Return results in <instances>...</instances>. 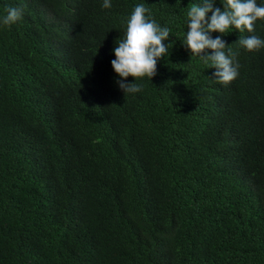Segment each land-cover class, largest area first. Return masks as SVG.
I'll use <instances>...</instances> for the list:
<instances>
[{
  "label": "trees",
  "instance_id": "trees-1",
  "mask_svg": "<svg viewBox=\"0 0 264 264\" xmlns=\"http://www.w3.org/2000/svg\"><path fill=\"white\" fill-rule=\"evenodd\" d=\"M103 2L0 0L23 10L0 23V264H264V48L234 44L264 20L211 34L239 64L222 85L183 44L203 0ZM141 3L169 51L125 95L111 61Z\"/></svg>",
  "mask_w": 264,
  "mask_h": 264
},
{
  "label": "clouds",
  "instance_id": "clouds-1",
  "mask_svg": "<svg viewBox=\"0 0 264 264\" xmlns=\"http://www.w3.org/2000/svg\"><path fill=\"white\" fill-rule=\"evenodd\" d=\"M216 0H203L199 5L188 6L187 31L184 45L191 52L192 57H198L205 65L215 69V81L228 85L239 75V64L232 45H226L221 38L230 29L238 32L254 33L257 21L264 20V5L257 0H223V11L214 8ZM104 8L111 7V0H104ZM6 15L0 18V23L11 26L22 19L23 10L18 7L5 9ZM144 4H137L126 19L124 37L119 39L114 48L115 59L111 66L117 76L119 89L126 94L142 91V85L136 81L152 78L157 74V63L168 54L170 29L161 27L150 15ZM211 13L210 19L208 14ZM212 33L221 36L212 37ZM238 44L248 52L264 48V39L256 35L239 37ZM210 50V54H209ZM129 77L134 82L127 83ZM210 79V78H209Z\"/></svg>",
  "mask_w": 264,
  "mask_h": 264
}]
</instances>
